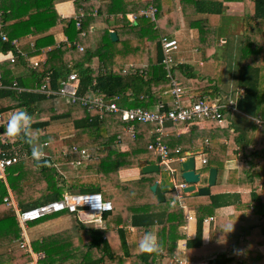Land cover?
I'll use <instances>...</instances> for the list:
<instances>
[{
    "label": "trees",
    "instance_id": "obj_1",
    "mask_svg": "<svg viewBox=\"0 0 264 264\" xmlns=\"http://www.w3.org/2000/svg\"><path fill=\"white\" fill-rule=\"evenodd\" d=\"M58 1L0 0V51L19 55L15 62L0 61L6 83L15 79L21 86L33 87L49 74L51 87L58 89L69 73L76 71L80 96L117 100L121 107L142 106L155 110L163 102L171 108L173 84L169 70L162 63L160 39L173 37L178 29L175 14L179 15L180 5L188 26L197 32L190 39L189 52L200 53L203 62L214 66L211 74L199 75L192 64L176 59V53L182 51L179 42L170 73L191 95L183 104L190 105L201 95L219 96L225 102L234 100L239 111L248 115H264V0H156V21L139 15L135 23L130 22L126 13L146 7L145 0H76L77 11L82 7L88 13L81 17V27L76 26L73 18L62 19L64 32L74 43L57 45L51 57L35 68L32 64L27 66L29 78H16L15 70L25 62V57L55 44L52 29L61 20L56 7ZM228 1L243 3L240 49L235 44L231 47L229 39H221ZM111 30L117 31V40L112 39ZM2 34L8 39L2 40ZM14 38L19 40L18 46L12 44ZM81 46L84 48L80 49ZM18 50L25 52V56ZM232 55L238 61L237 71L232 72L230 78L227 72ZM222 73H226L225 76ZM232 78H235V87H242L237 98L223 92ZM18 107L24 108L26 121L17 122L16 147L11 148L0 140L2 150L20 157L7 167L6 180L0 176V264H20L32 259L31 253L17 243L21 228L13 206L5 200L9 188L21 209L58 199L66 190L101 192L112 202V208L102 213L106 222L104 228L96 226L92 219L83 220L77 212H70L75 218L72 225L31 240L35 252H44L39 264H126L127 261L130 264H179L174 257L180 249L168 243L169 224H179L176 237H185L182 226L187 220L178 214L183 205L207 203L209 212L217 220L207 243L203 242V216L198 217L195 236L181 240L186 241L185 254L190 259L200 260L207 251L219 247L240 249L239 237L244 233L246 215L242 213L239 217L236 210L247 209V214L264 220V181L258 175L264 159V127L260 128L255 141L257 125L247 116L235 117L238 112L223 109V115L232 120L229 126L222 127L217 120L207 119L205 129L193 127L179 135L173 131L183 122L166 120L163 126L164 132L171 131L162 136L170 157L199 146L200 139H209V166L223 169L227 160L242 153L239 167L229 172L230 189L240 197L233 210L224 214L219 209L225 204L217 198L216 191L220 182L211 185V191L205 195L179 194L174 189L167 191L165 199L160 201L151 189L159 172L142 173L130 180L121 178V169L138 167L142 159L161 161L148 147L155 140V122H137L132 138L127 129L129 122L124 121L120 113L98 107L88 109L80 100L68 102L38 91L0 89V112ZM126 140L132 141L129 151L120 149V142ZM59 146H65L68 154L58 152ZM76 146L85 147L89 156L81 157L80 152L74 150ZM41 149H50L53 154L33 158L32 153ZM78 159L79 163H69ZM61 214L52 213L39 220ZM222 219L227 223H221ZM238 222L240 225H236ZM252 231L258 244L264 243L263 226ZM141 240L146 241L144 247L140 246ZM207 264H264V254L256 247L241 251L239 256L208 260Z\"/></svg>",
    "mask_w": 264,
    "mask_h": 264
},
{
    "label": "built area",
    "instance_id": "obj_2",
    "mask_svg": "<svg viewBox=\"0 0 264 264\" xmlns=\"http://www.w3.org/2000/svg\"><path fill=\"white\" fill-rule=\"evenodd\" d=\"M73 2L75 0H72ZM148 2L147 6L140 9L138 12H127L126 17L130 22L135 23L138 16L144 15L149 17L151 20L156 21L158 7L156 5V0H145ZM84 13L80 10L77 11L73 16L76 20V26L81 27V17ZM2 40H7L8 37L6 34L1 35ZM68 45H72L74 42H71L69 39L65 40ZM163 58L162 63L166 65L169 70V75L172 78V93L174 94V105L171 108H167L163 102L159 103L158 108L155 110H150L142 106H125L121 107L117 100L106 101L102 96H97L94 98H87L85 96H80L78 94L79 87V75L76 71L69 73L68 77L62 81L61 86L58 89L51 87V77L49 74H46L45 79L41 83H36L33 87L21 86L18 84L17 80L6 83L3 80V75L0 70V89H15L18 92L24 90H33L44 93L47 97H61L66 98L68 102H76L80 100L83 105L87 106L88 109L100 108L106 112L111 113H120L121 118L124 121H128L129 125L127 129L131 132L132 138L135 137V124L137 122H155L156 128L154 129L155 140L148 144V147L152 149L156 155L161 159L159 162L161 165L166 168H170L172 171L177 170V168L170 165L172 158L169 154L168 145L162 140L164 135V123L166 120H176L181 122H195V121H205L207 119H215L218 122H222L225 118L223 115V109H230L232 112L239 111L234 100L228 102L223 101L220 97H210L208 95H201L197 97L190 105L183 104V100L186 98V91L177 84V80L172 77L170 69L174 65V54L179 48V40L176 37L164 36L160 39ZM12 44L16 46L19 45V40L14 38ZM84 47L81 46L80 49ZM20 55L25 56V52L18 50ZM19 55L12 52H3L0 51V61L4 59H9L11 62L17 61ZM25 60L28 61V64H32L35 68L42 62L40 56L25 57ZM242 90V89H241ZM118 98V96L116 97ZM25 112L15 111L10 118L5 119L3 114L0 113V140L3 144H10L11 148H15L17 137V122L19 120L26 121ZM258 128L264 127V115H255L250 116ZM121 143V142H120ZM48 142H45V145H48ZM75 151H79L81 157H88L89 152L84 148L74 147ZM179 152V148L176 150ZM58 152L63 154H68V149L65 146H59ZM50 149H41L36 150L32 153L33 158H44L52 155ZM184 158L183 155H177L176 159L178 161ZM20 157L15 155H9L7 150L0 148V176L6 180V169L8 166L19 161ZM204 163L207 162L206 158L202 160ZM79 163L80 159L70 161V164ZM175 190L182 194L184 193L183 188L187 185V182L183 178H174ZM9 196L5 197V200L11 204L16 212V217L21 228V237L19 238V246L26 249L32 255V259L20 264H39V259L44 257V252L39 251L35 252L32 248L29 234L27 231L28 223L37 219H40L46 215L68 211V212H77L82 218V213H87V218L95 221L96 226L105 227V220L102 218V213L108 211L112 208V202L103 197L101 192H81V191H71L66 190L64 194L55 200L46 201L38 205L32 206L27 209H21L18 206V203L14 199L10 188ZM85 208L82 209L81 207ZM188 218H193V216H188ZM180 250L183 255L175 256V260L179 264H207V261L204 259H190L186 256V241H183L180 247Z\"/></svg>",
    "mask_w": 264,
    "mask_h": 264
},
{
    "label": "crops",
    "instance_id": "obj_3",
    "mask_svg": "<svg viewBox=\"0 0 264 264\" xmlns=\"http://www.w3.org/2000/svg\"><path fill=\"white\" fill-rule=\"evenodd\" d=\"M100 1L105 2L108 0H100ZM179 1L180 0H176V2H179ZM227 5L229 6V8H227L228 9V17L226 18L228 23L227 22L225 23V31L228 29L229 33L242 32L243 31V3L241 1H228ZM56 7H57L59 15L61 16V20L62 19L67 20L70 18H74L73 16L77 12L76 0L74 2L72 0H60L56 3ZM80 10L84 13V15L88 14V13H86V11H84V9L82 7H79L78 11H80ZM178 13H179V15L175 14L176 25L178 26L177 27L178 29L176 30L173 37H176L179 40L182 51L183 50H185V51H184V53L182 51L178 52L175 55L176 59H178L181 62H186V63L192 64L195 67V69L198 72H200L202 75L211 74L213 69L212 68L209 69V67L207 66V63L202 61V59L200 57V53L195 52L193 50H192V53L189 52V50H190V39L193 38L195 35H197V32H196L195 28L188 26V24H187L188 20L186 19V17L183 16L180 5L178 7ZM91 14H94V12ZM237 17L239 19L241 18L242 27L240 28V26H239L238 29L236 30L235 28L233 29L230 26V23L232 21H234L235 18H237ZM61 20L52 29V32L54 34L55 41H56L55 44L44 47L41 50V52L38 54H35L32 56H27L26 57L27 59H28V57L32 58L34 56H40L42 61H45L46 59H48L49 57H51L53 55V50L57 45H59L61 43H66L68 45V43L65 40H68L69 37L64 32V21L63 20L61 21ZM111 20L113 21V18H111ZM103 25H105V24H103ZM68 46H71V45H68ZM189 54H191V56H189ZM27 66H29V64H28V61L25 60V62H23V64H21L20 66H18L16 68V70H15L16 78H18L20 76H24L23 78H29V76H27V75H30V73H29L30 68ZM234 69H235V71L237 70L236 68H234ZM235 86H236L235 85V78H232L230 81V84L228 83V86H226L227 87L226 91H223V92L233 94L234 96H236L235 98H237L242 92V90H241L242 87H239V86L235 87ZM27 87H29V86H27ZM184 90L186 91V97L188 98L190 94L186 89H184ZM16 110L19 112L25 111L24 108L18 107V108H11L9 110H6V111L0 112V113L3 114L5 119H8V118H10V116L12 114H14V112ZM234 112H238L237 114H235V117H237L238 115L242 116V117L247 116L249 118H251L250 116H254V115H248L247 113H244L243 111H234ZM224 118L225 119L222 122H218V123L222 127H227L232 123V120L228 116H224ZM241 119L242 118L240 117L238 119V121H241ZM207 124H208V122L206 120L205 121L189 122V123L184 122L181 124H177L173 132H175L177 135H179V134L189 132L193 127H197L199 129H205L207 127ZM169 132H171V131L166 130L165 135H168ZM259 132H260V128L257 127V129L255 131V135H254L255 141L258 139ZM199 141H200V145L197 147L202 148V150L196 154V169H197V171H199L201 173V180L197 184V187L207 184L208 171H209V168L212 167V166H209V163H210V154H209V150H208L209 139H205V140L200 139ZM221 141L226 142V139H222ZM132 146L133 145H132L131 140L122 141L120 143V149L123 151L131 150ZM197 147H194V148H197ZM194 148H192V149H194ZM189 150H191V149H189ZM189 150H186L184 152V158L186 156V152ZM176 156L177 155L171 156L172 160L170 163V165L175 167V168H177L179 166V162H180L176 159ZM241 157H242V153L239 152L237 156L227 160L225 167L223 169H220L219 167L213 165L214 167L217 168L216 183H218V182L221 183V186H218L216 188V191L218 192L217 198L220 200V202L225 204L223 207H221L219 209V212L224 213V214H227L233 210L234 203L237 202L239 200V197H240V194L238 192H236L232 188L230 189L229 172L231 170H235L236 168L239 167V164L241 163ZM203 158L207 159L206 163H204L202 161ZM155 162H158V161L149 162L146 159H142L140 162V165L138 167H130V168L121 169L120 170V176L122 179H125V180L138 178L140 176V174H142L140 172L141 164H143V163H155ZM261 165H262V167L261 166L259 167L258 175H259V177H263L261 180L264 181V171H263L264 170V159L261 162ZM162 167L165 168V166H163V165H162ZM206 167H207V169H205ZM203 169H205V170H203ZM179 177L180 176H178V178ZM159 178H160V176H159ZM210 191H211V187H210ZM184 193L190 194L189 192H184ZM251 208L252 207H250L249 210H251ZM246 211H248V210L244 209V210H242V212L236 210V213L239 215V217L242 216L241 215L242 213H244V215H246L244 233H243V235H241L239 237V240H241L240 241L241 242L240 249H237V248L229 249L225 246L219 247V248L207 251L202 256L201 259H204L208 262V260H215L217 257L221 258L223 256L227 257V256H232V255L239 256L241 251L249 250V249L256 248V247H258L260 249V251L264 254V243L258 244L259 243L258 238L256 237V235L252 231L253 228L255 229L259 225H262L263 230H264V220H262L261 217H259V216H253L252 217L250 214H247ZM178 214L181 218H185L187 220L186 224H184L182 226L183 233H184L185 237H183L181 239L177 238L176 232H177V229L179 227V224L170 223L169 227L171 230H169L168 243L171 246L174 244L178 247V249H180L181 244H182L181 240H187L188 238H192L195 236L196 229H197L196 228L197 227V220H198L199 216L204 217V219H203V242L207 243L208 240H210L211 230L215 226L217 220H216V217L209 212V207H208L207 203H199L197 205H185V206L183 205L182 208L178 209ZM188 216H193V218H188ZM73 218H74L73 215L72 216H70V215H59V216H56V217H53V218H50L47 220H42L40 222L41 224L36 225V227L35 226L30 227L31 228V234L28 233L30 241L33 240L35 235L36 236L39 235V236H37V238L43 236V231L45 230V227L46 228L49 227L50 229L53 228V229H51V230H53L52 232L61 230V229L66 228V227H69L75 221V218L74 219ZM79 218L86 220L85 218H87V215L82 217V218L79 216ZM220 222L224 223L226 221H224V219H222ZM105 225H106V222H105ZM236 225H240V222H238ZM33 227H35V228H33ZM102 228H104V227H102ZM238 229H239V227H237L236 230H238ZM39 230L41 231V235H40V233H37V232H39ZM130 230H133V228L130 227ZM220 240H231V239L220 238ZM178 255L179 256L183 255L181 250H179ZM126 264H130V261H127Z\"/></svg>",
    "mask_w": 264,
    "mask_h": 264
},
{
    "label": "water",
    "instance_id": "obj_4",
    "mask_svg": "<svg viewBox=\"0 0 264 264\" xmlns=\"http://www.w3.org/2000/svg\"><path fill=\"white\" fill-rule=\"evenodd\" d=\"M110 34L113 40H117L118 34L116 30H111ZM201 150L202 148L197 147L187 151L185 158L180 160L179 166L175 171L162 167L159 162L141 164V173L153 171L160 173V178L151 186V189L157 194L160 201L165 199L167 191L175 189L174 178H178V176L187 182V185L183 188L184 192H189L191 195H205L210 192L211 185L215 184L217 180V168L214 166L210 167L207 184L197 187V184L201 180V173L196 169V154ZM81 208L84 209L85 207L82 206Z\"/></svg>",
    "mask_w": 264,
    "mask_h": 264
},
{
    "label": "rangeland",
    "instance_id": "obj_5",
    "mask_svg": "<svg viewBox=\"0 0 264 264\" xmlns=\"http://www.w3.org/2000/svg\"><path fill=\"white\" fill-rule=\"evenodd\" d=\"M228 6V5H227ZM226 6V9H225V12H224V16H225V19L223 20V23L225 22H227L228 23V21L226 20V18L228 17V9L227 8H229V6L227 7ZM133 12H135V11H133ZM237 16V15H236ZM225 26V25H224ZM230 26L234 29H238V27L240 26V28L242 27V23H241V18L239 19L238 17L237 18H235V20L234 21H232L231 23H230ZM188 27V26H187ZM222 33V36L223 37H221V39H229L230 40V42L232 43V46L231 47H233V45L235 44V45H237L238 47H239V49H240V45L242 44V38H243V36H242V32H238V33H229V31H228V29L225 31V29L223 30V32H221ZM221 41V40H220ZM229 42V43H230ZM178 53V52H177ZM176 53V54H177ZM233 54H234V52H233ZM239 55V54H238ZM240 58V57H239ZM231 62H230V66H229V70H228V76L230 77L231 76V73L232 72H234L235 71V67L237 68V63H236V61H238V58L237 59H235V57H233V55H232V58H231ZM207 66L209 67V69H214V66H213V64H211V63H207ZM206 66V67H207ZM237 71V70H236ZM202 72V71H201ZM198 74L199 75H201V76H203L200 72H198ZM225 74L226 73H222V75H224L225 76ZM232 77V76H231ZM230 77V78H231ZM65 100H66V98H65ZM120 145V144H119ZM60 165V164H59ZM60 167L62 168V169H64V166H61L60 165ZM62 214L61 215H70V216H72V213H70V212H67V211H62L61 212ZM87 215V213L85 212V213H82V216L84 217V216H86ZM54 217V216H53ZM50 218H52V217H50ZM49 219V218H48ZM74 219V218H73ZM42 220H39V219H37V220H34V221H31V222H29L28 223V226H27V231H28V233H30L31 234V226H35L36 227V225H39V224H41L40 222H41ZM33 222H35V223H33ZM35 227H33V228H35ZM51 229H53V228H51ZM49 227H45V230L43 231V235H45L46 233H50V232H52L53 230H51ZM37 233H40V235H41V231L39 230V232H37ZM37 236H39V235H37ZM37 236L35 235V237L33 238L34 240L35 239H38V238H41V237H38L37 238ZM20 240V239H19ZM19 240H17V243H18V245H19Z\"/></svg>",
    "mask_w": 264,
    "mask_h": 264
},
{
    "label": "clouds",
    "instance_id": "obj_6",
    "mask_svg": "<svg viewBox=\"0 0 264 264\" xmlns=\"http://www.w3.org/2000/svg\"><path fill=\"white\" fill-rule=\"evenodd\" d=\"M231 229H232V228H230L229 231H230ZM145 243H146L145 240H141V241H140V246H141V247H144Z\"/></svg>",
    "mask_w": 264,
    "mask_h": 264
}]
</instances>
